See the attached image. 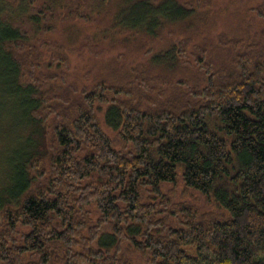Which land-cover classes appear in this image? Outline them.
Listing matches in <instances>:
<instances>
[{
  "label": "trees",
  "instance_id": "1",
  "mask_svg": "<svg viewBox=\"0 0 264 264\" xmlns=\"http://www.w3.org/2000/svg\"><path fill=\"white\" fill-rule=\"evenodd\" d=\"M262 24L264 0H0V264H264ZM136 38L127 80L71 82L78 48Z\"/></svg>",
  "mask_w": 264,
  "mask_h": 264
},
{
  "label": "rangeland",
  "instance_id": "2",
  "mask_svg": "<svg viewBox=\"0 0 264 264\" xmlns=\"http://www.w3.org/2000/svg\"><path fill=\"white\" fill-rule=\"evenodd\" d=\"M236 25L234 27H238L239 19L235 18ZM264 24L258 25V28L253 27L252 31H250V35H258L260 34L261 28H263ZM264 30V29H262ZM258 31V32H257ZM141 40L140 38H136L133 41L129 42H121L120 44L114 43L108 49L107 46L104 47V50L101 52V56L95 57L86 51L80 52L79 48L74 54H72L73 59L71 58V66H70V80L72 83H77L80 86L84 83H96L97 81H101L102 79H110V81L114 80H124L128 79V75H130L131 70L136 61H141L143 59V53L141 51ZM61 83V82H60ZM57 85V84H56ZM10 112V111H9ZM102 119V118H101ZM103 121V119H102ZM7 128L13 129V124L10 123L6 126ZM34 127V126H33ZM38 132L42 131L40 127H34ZM33 128V129H34ZM11 133H7L6 131H2L0 128V158L1 163H3L4 155H7L8 146L12 145L13 140L11 137ZM37 141L41 145L43 139L37 137ZM11 143V144H10ZM1 163H0V171H1ZM1 174V173H0ZM1 175L0 181L2 183ZM177 199L186 200L191 203L197 204L203 210L218 212L214 207H205V201L203 197L193 190H187L181 184L177 186Z\"/></svg>",
  "mask_w": 264,
  "mask_h": 264
}]
</instances>
